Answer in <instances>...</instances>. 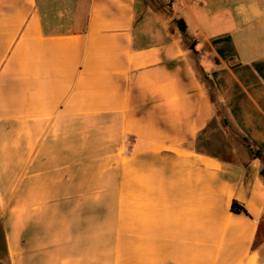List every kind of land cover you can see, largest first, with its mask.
Instances as JSON below:
<instances>
[{
  "label": "crops",
  "instance_id": "crops-1",
  "mask_svg": "<svg viewBox=\"0 0 264 264\" xmlns=\"http://www.w3.org/2000/svg\"><path fill=\"white\" fill-rule=\"evenodd\" d=\"M263 171L264 0H0V264H264Z\"/></svg>",
  "mask_w": 264,
  "mask_h": 264
},
{
  "label": "rangeland",
  "instance_id": "rangeland-1",
  "mask_svg": "<svg viewBox=\"0 0 264 264\" xmlns=\"http://www.w3.org/2000/svg\"><path fill=\"white\" fill-rule=\"evenodd\" d=\"M228 140H229V142L232 141L236 148L242 144L244 147H248L245 143L244 138L236 130L230 128V126H229V138H228ZM253 154L256 157L259 156L257 153H253ZM0 251H2L1 236H0Z\"/></svg>",
  "mask_w": 264,
  "mask_h": 264
},
{
  "label": "trees",
  "instance_id": "trees-1",
  "mask_svg": "<svg viewBox=\"0 0 264 264\" xmlns=\"http://www.w3.org/2000/svg\"><path fill=\"white\" fill-rule=\"evenodd\" d=\"M177 26H178L180 31H182L184 33L186 32V25H185L184 21H182V20L178 21ZM224 123L226 125H228V123L226 121H224ZM244 140H245V142L248 141L246 138H244ZM257 154H259V156H260V153H257ZM263 174H264V171H263ZM232 211L236 214H242V213L246 214L247 213L246 209L242 205H240L238 202H234V204L232 206Z\"/></svg>",
  "mask_w": 264,
  "mask_h": 264
},
{
  "label": "built area",
  "instance_id": "built-area-1",
  "mask_svg": "<svg viewBox=\"0 0 264 264\" xmlns=\"http://www.w3.org/2000/svg\"><path fill=\"white\" fill-rule=\"evenodd\" d=\"M194 1L195 3H203L205 0H192Z\"/></svg>",
  "mask_w": 264,
  "mask_h": 264
},
{
  "label": "water",
  "instance_id": "water-1",
  "mask_svg": "<svg viewBox=\"0 0 264 264\" xmlns=\"http://www.w3.org/2000/svg\"><path fill=\"white\" fill-rule=\"evenodd\" d=\"M192 48H194V45L192 46Z\"/></svg>",
  "mask_w": 264,
  "mask_h": 264
}]
</instances>
